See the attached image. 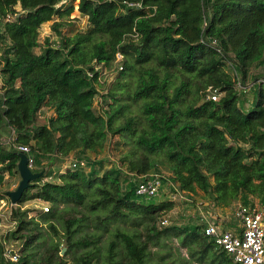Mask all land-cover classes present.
<instances>
[{"label": "trees", "instance_id": "trees-1", "mask_svg": "<svg viewBox=\"0 0 264 264\" xmlns=\"http://www.w3.org/2000/svg\"><path fill=\"white\" fill-rule=\"evenodd\" d=\"M75 6L87 21L84 29L69 18ZM55 17L57 41L40 45L41 25ZM0 29V186L5 174H18L19 144L30 147L36 164L71 154L86 161L59 172L58 182L33 179L12 207L11 237L25 238L19 263H27L24 251L38 239L31 232L38 223L21 204L40 199L50 204L42 218L54 234L51 219L60 204L70 203L87 205L100 229L119 221L143 228L144 234L116 228L104 264H148L149 245L170 234L200 262L233 264L204 234V223L160 226L159 215L174 201L138 195L127 173L164 167L194 202L199 190L215 208L264 205V69L254 76L253 105L246 108L230 68L243 84L253 66L264 68V0H0ZM112 70L134 78L130 98L142 101V121L110 89L95 107L100 77ZM209 87L220 92L217 100L207 97ZM44 108L52 114L40 121ZM108 134L130 141L117 162L83 156L97 154ZM87 219L63 220L66 253L84 248L73 264L95 258L90 246L101 234L75 239ZM4 250L0 241V264L7 262ZM65 263L57 255L54 264Z\"/></svg>", "mask_w": 264, "mask_h": 264}, {"label": "rangeland", "instance_id": "rangeland-1", "mask_svg": "<svg viewBox=\"0 0 264 264\" xmlns=\"http://www.w3.org/2000/svg\"><path fill=\"white\" fill-rule=\"evenodd\" d=\"M76 4V1L74 2ZM65 4L64 2L59 3L58 5ZM69 18H75L76 25L79 28L84 29L87 25V21L85 18L78 17V13L76 7L74 11L71 13ZM58 18L55 17L51 21H47L43 23L39 29V42L40 45H43L45 39H49V41H57L58 36L52 31L51 23ZM67 28H63L62 31H66ZM264 68L259 66H253L250 69L249 75L246 79L247 83H252L253 80L258 77L255 75H259L262 73ZM100 82L102 83L101 86H98V95L95 98V107L99 109V102H100V95L105 94L109 89L119 93L120 100L123 103L129 105V110L127 111L128 114L134 115L137 119L142 121V113H141V106L142 101H133L130 98L134 87V78L125 74L123 77H119L118 70L112 71H103ZM237 88V87H236ZM238 91V88H237ZM239 92V91H238ZM192 95L187 97V100L190 101L192 99ZM241 102L243 103L244 107L250 108L252 107V99H253V92L252 89H248L244 94L240 95ZM47 108H44L40 112V121H45L48 116L51 115V110L48 111ZM122 119L116 121L119 123ZM129 144H125V139L121 138L119 134H108L107 140L103 146V148L95 154L94 152L87 151L83 156L91 157H98L101 161L103 159H111L114 162L118 161V158L130 147ZM76 157L75 155L71 154L68 157L64 158L61 162L51 163L50 165L47 163V160L43 164H36V172L42 175L41 182L43 181H55L58 182V173L64 172L66 169L69 168L70 161L72 158ZM110 162H107V165ZM106 165V163H105ZM160 171L162 173H169L167 169L164 167H160ZM21 177L18 174L9 176L8 174L4 175V180L0 186V192H8L13 191L17 188L18 183ZM31 182V181H30ZM171 187L169 183H165L164 186L161 188L158 195H156V201L169 199ZM184 196L187 194L183 193ZM203 193L198 190V194L194 195L195 202L190 203L186 202L182 199L180 200H173V207L170 210L162 212L159 217H167L169 222L167 225H177V226H187L190 224L199 223L202 220V214L208 215L211 219H221L222 223L225 220H228L230 223L235 225L237 221L233 216V209L234 206L227 207V208H215L213 206H206V208H202L203 204L201 202H208L202 200ZM153 198V199H154ZM89 199V198H88ZM255 203L258 204L261 208H264V205H261L257 200ZM18 204L10 205V201L5 199L3 201L0 200V241L4 246V249H13L17 252H22L23 248V241L25 240L24 237L22 238H12L11 231L16 229L17 221L11 216V208L14 206L16 207ZM45 207L50 209V204L48 202H44L40 199H29L21 204L22 209H29V216L34 217V221H36L37 229L32 230L33 234L38 235V239H36L30 247H28L24 254L26 253L25 257L28 260L27 263L18 264H47L50 261V264H54L55 259H57V255L61 258H64L66 263L65 264H73V258L84 251V248L78 247L72 252L66 253V247L64 246L63 239L60 234L63 232V220L69 216H81L87 215L88 219L86 220V225L82 227V229L75 235V239H80L84 237H91V235L97 233L101 234L96 246L91 245V249H95V258L93 257L91 264H104L105 255L108 247V243L112 240V236L116 228L124 229L127 231L132 232L134 229L140 231L144 234L143 228L138 227L134 228L128 222H112L109 224L107 230L100 229L96 227L93 223L94 214L89 211L87 205H75V204H60L58 209L56 210V214L51 219V222L55 225L58 234H54L51 229L48 227V221L42 218L43 212H46L44 209ZM199 207V208H198ZM50 211V210H49ZM157 218V220L159 219ZM23 233V232H22ZM65 247V250L62 249ZM59 249V250H57ZM150 253H149V261L148 264H208V261L200 262L199 259L196 258L197 255L192 256L187 249V247L182 246L180 239L178 236L170 234L167 236H162L156 245H149ZM121 253V250L120 252Z\"/></svg>", "mask_w": 264, "mask_h": 264}, {"label": "built area", "instance_id": "built-area-1", "mask_svg": "<svg viewBox=\"0 0 264 264\" xmlns=\"http://www.w3.org/2000/svg\"><path fill=\"white\" fill-rule=\"evenodd\" d=\"M123 3L128 6L140 5V3L133 1H123ZM75 7L78 13L77 6ZM10 18V14H7L5 17L6 20H9ZM212 43L215 45L216 41L214 40ZM217 50L219 51V49ZM120 57L121 55L118 53L117 60H119ZM119 68H121V66H119ZM230 68L233 69L232 73L234 75L233 79L235 80L236 87L243 93H246V91L251 88L253 82L243 84L240 81L238 72L231 64ZM260 80L264 83V79ZM219 96L220 92H218L216 88H208V98L217 100ZM17 150L26 154L27 165L32 171H34L36 163L30 147L27 144H19L17 145ZM85 163L86 161L84 159H71L69 167L76 168L78 166H84ZM127 174L128 180L134 183L135 191L138 195L156 197L164 184L169 183L171 193L168 198L170 200L182 199L186 202L194 203L190 197L182 194V191H180L178 187L169 180L168 174L166 173L150 172L138 175L128 172ZM201 203L203 204L202 208L204 209L209 204L208 202ZM10 205L12 206L15 204L10 201ZM44 209L47 211L48 208L45 207ZM233 216L237 220L234 229L224 228L218 220L211 219L207 214H202V220L200 222L204 223V234L213 240L217 249L222 250L231 256L233 264H264V208H261L255 202L247 204L239 202L233 209ZM168 222L169 220L165 216L161 217L159 220L160 226H166ZM4 256L7 260L6 264H18L21 253L13 249H5Z\"/></svg>", "mask_w": 264, "mask_h": 264}, {"label": "water", "instance_id": "water-1", "mask_svg": "<svg viewBox=\"0 0 264 264\" xmlns=\"http://www.w3.org/2000/svg\"><path fill=\"white\" fill-rule=\"evenodd\" d=\"M17 170L21 177L18 186L15 190L6 192V195L13 204H17L23 192L30 185V181L40 176V173L34 172L28 167L27 156L26 154L21 152H19V161L17 164ZM64 250L65 247L62 249V251Z\"/></svg>", "mask_w": 264, "mask_h": 264}, {"label": "crops", "instance_id": "crops-1", "mask_svg": "<svg viewBox=\"0 0 264 264\" xmlns=\"http://www.w3.org/2000/svg\"><path fill=\"white\" fill-rule=\"evenodd\" d=\"M48 111H50V110H48ZM48 111H46V113L48 112ZM51 114H52V112H50ZM235 218V217H234ZM236 220V219H235ZM237 221V220H236ZM218 222L224 227V228H232V229H234L235 228V226H236V224L235 225H233V224H231V225H228V224H230V222L228 221V220H225L224 221V223H222V221H221V219H218Z\"/></svg>", "mask_w": 264, "mask_h": 264}]
</instances>
